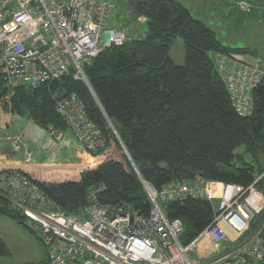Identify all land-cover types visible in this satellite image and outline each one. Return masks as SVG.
Returning a JSON list of instances; mask_svg holds the SVG:
<instances>
[{"label": "trees", "instance_id": "trees-1", "mask_svg": "<svg viewBox=\"0 0 264 264\" xmlns=\"http://www.w3.org/2000/svg\"><path fill=\"white\" fill-rule=\"evenodd\" d=\"M114 1L119 8L117 26H127L131 37L84 65L92 93L71 75L36 88L19 86L8 100L3 99L6 90L0 86V109L5 116L25 117L55 133L68 129L56 112V101L76 93L105 139L104 148L96 154L98 165L81 173L59 169L20 173L67 214L81 208L96 189L98 204L126 205L148 217L151 203L142 182L159 189L198 174L208 180L251 184L264 172L258 167L255 175L251 165L252 161L258 164V155L264 151V74L252 91L251 115L240 116L231 105L212 55L254 56L257 52L221 44L212 28L178 0ZM135 24L136 28L128 27ZM177 37L184 47L182 65L169 56ZM241 147L251 160L247 163L236 156L237 165L235 151ZM257 186L264 190V179ZM164 210L169 218L182 220L185 242L211 220V206L200 198L170 202L164 204ZM0 214L28 229L24 216L1 195ZM262 225L264 210L251 221L249 233ZM261 238L264 245V229ZM6 254L0 240V255ZM38 264H47V258Z\"/></svg>", "mask_w": 264, "mask_h": 264}, {"label": "built area", "instance_id": "built-area-1", "mask_svg": "<svg viewBox=\"0 0 264 264\" xmlns=\"http://www.w3.org/2000/svg\"><path fill=\"white\" fill-rule=\"evenodd\" d=\"M114 11V0H0L3 99L8 100L19 86L36 88L69 75L92 93L84 65L131 37L127 29L111 22ZM212 59L234 110L243 117L251 115L252 91L263 69L235 54L215 53ZM56 112L76 142L99 160L96 154L104 148L105 139L78 95L70 93L57 100ZM261 179L264 172L248 185L198 174L159 189L142 182L152 206L148 217L126 205L98 204L95 192L99 189L91 191L76 212L67 214L11 167H0V195L24 216L28 229L47 249V264H263L264 225L248 235L251 221L264 210V190L257 186ZM187 197L208 201L211 220L185 242L182 220L169 218L164 204ZM196 248L198 256L191 258Z\"/></svg>", "mask_w": 264, "mask_h": 264}, {"label": "rangeland", "instance_id": "rangeland-1", "mask_svg": "<svg viewBox=\"0 0 264 264\" xmlns=\"http://www.w3.org/2000/svg\"><path fill=\"white\" fill-rule=\"evenodd\" d=\"M178 1L182 2L184 5L185 3H189L187 4V8L189 9L192 16L200 19L206 25L210 26L216 33L217 38L223 44H228L233 48H246L251 51H256V56H264V25H260V20L257 18L260 12V10L257 8L259 7V5H257L255 11L252 10L251 14L246 13V15H244L243 12L239 11L241 9L235 5V0ZM242 4H245L246 7L254 5L252 4V2L249 3L245 1H243ZM261 10L264 14V6ZM118 11L119 8L115 7L114 15L111 19V22L116 25L118 22L115 17V12L117 15ZM139 22L143 25V19H140ZM136 26V24L132 27L131 25H128V27L131 29H133V27L136 28ZM124 28L127 29V26ZM169 56L177 65H182L184 63V47L181 38L177 37L172 41L169 47ZM245 59L248 61H252L250 54L246 55ZM263 62L264 58L262 63ZM4 114L5 113H3L0 109V150H2L6 154V156L8 157L7 159L9 160V157L13 156L14 151V153L18 154L20 158L21 155H23L22 159H26L28 157L29 159H35L39 162V164H44V161H46L45 155L52 153L54 150L52 148H49L50 143L46 146V143L49 140L41 138H39L38 140L34 139L33 141L29 140L31 142L26 140L24 134L29 131V129L27 128V124H33L40 131L44 132L48 139H52L53 142H57L59 141V139L51 137L54 132H52V130L40 128L31 120L25 117H21L11 113L6 116ZM236 156L242 157V159L247 163L251 160L249 155L244 153L242 147L238 148L235 151L234 163L238 165L240 164V161ZM97 161L99 163V160ZM1 162L5 163L6 166H11L13 164L6 160ZM14 164L18 165L16 163ZM86 165L88 166L90 164ZM251 165L254 167L255 175H257L258 167L264 168V151L258 155V164L256 163V161H252ZM82 168H84V166ZM84 171L88 170L85 169ZM216 205L217 201H214V206ZM249 234L250 233L248 232V235ZM0 240L3 242L7 250L6 255H0V264H38L47 256V249L42 245L34 232L1 214ZM232 245L235 246V244ZM197 251L198 249L196 248L195 254L190 253V257L196 258L198 256L196 254Z\"/></svg>", "mask_w": 264, "mask_h": 264}, {"label": "crops", "instance_id": "crops-1", "mask_svg": "<svg viewBox=\"0 0 264 264\" xmlns=\"http://www.w3.org/2000/svg\"><path fill=\"white\" fill-rule=\"evenodd\" d=\"M249 2L254 5L246 7L245 4H242V2ZM262 4H261V3ZM182 3V2H181ZM183 4V3H182ZM187 4L189 3H185V6H187ZM235 5L238 6L241 10V12H243L244 15L247 14H251L252 10L255 11L257 5H259V7H257L260 12L259 15L257 16V18L260 20V25H264V14L262 12L261 9H263L264 6V0H235ZM261 6V7H260ZM250 10V11H249ZM249 11V12H247ZM255 16V14H254ZM196 18V17H195ZM210 27V26H209ZM211 28V27H210ZM213 30V29H212ZM214 31V30H213ZM216 35V33H215ZM217 37V36H216ZM218 39V38H217ZM219 40V39H218ZM220 41V40H219ZM221 42V41H220ZM221 44H223L221 42ZM225 45V44H223ZM228 47H231L230 45H225ZM233 48V47H231ZM237 48V47H234ZM242 61L247 62L251 65H257L259 67H261L264 71L263 68V58L264 56L262 55H250L251 56V60L252 61H248L245 59L246 55L243 54H236ZM254 58V60H253ZM1 122V120H0ZM28 125V129L29 131H27L26 134H24L26 140H38L39 138L41 139H46L49 140L46 143V146L50 143L49 148H52L54 151L50 154H46V161H44L45 163H40L38 161H36L35 159H29L28 157L25 159L23 158V155H21V158L18 154L14 153L13 151V156L9 157V160L7 159L8 157L6 156V154L0 150V167H11L14 168L16 170H20V171H24V170H37V169H43V170H52V169H59V170H68L74 173H81L82 171H84L85 169H83V166H87L86 164H94L95 163V167L98 164V161L96 159L91 158L84 150V148L78 143L76 142V140L74 139L72 133L70 132L69 129H66L65 131L61 132V133H55L51 135V137L59 139V141L57 142H53L52 139H48V137H46V135L44 134V132L40 131L36 126H34L33 124H27ZM59 135V138L58 137ZM31 142V141H29ZM44 143V145H45ZM51 149V150H52ZM9 161L11 163H13L11 166H6L5 163H2L1 161ZM14 163L18 164L15 165ZM21 164V166H20ZM94 167V168H95Z\"/></svg>", "mask_w": 264, "mask_h": 264}]
</instances>
